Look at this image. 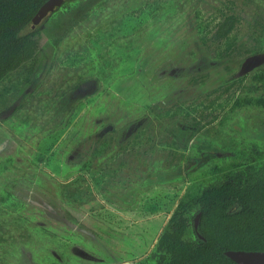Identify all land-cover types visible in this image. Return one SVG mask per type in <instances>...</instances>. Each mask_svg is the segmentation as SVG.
I'll use <instances>...</instances> for the list:
<instances>
[{"label":"rangeland","instance_id":"374dc122","mask_svg":"<svg viewBox=\"0 0 264 264\" xmlns=\"http://www.w3.org/2000/svg\"><path fill=\"white\" fill-rule=\"evenodd\" d=\"M36 27L0 79V264H155L181 199L264 160V0H69Z\"/></svg>","mask_w":264,"mask_h":264},{"label":"trees","instance_id":"16d2710c","mask_svg":"<svg viewBox=\"0 0 264 264\" xmlns=\"http://www.w3.org/2000/svg\"><path fill=\"white\" fill-rule=\"evenodd\" d=\"M45 1L0 0V79L34 57L39 27L31 20ZM234 23L232 15L220 20L214 38L228 37ZM257 101L264 105V98ZM231 167L223 180L179 201L151 254L155 264H238L225 250H264V160L257 169Z\"/></svg>","mask_w":264,"mask_h":264},{"label":"water","instance_id":"95a60500","mask_svg":"<svg viewBox=\"0 0 264 264\" xmlns=\"http://www.w3.org/2000/svg\"><path fill=\"white\" fill-rule=\"evenodd\" d=\"M65 0H46L36 11L31 26H38L42 20L57 7L61 6ZM201 212L194 216V228H198ZM225 254L228 255L238 264H264V250H243V249H227Z\"/></svg>","mask_w":264,"mask_h":264}]
</instances>
